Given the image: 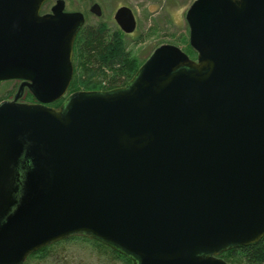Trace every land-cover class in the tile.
<instances>
[{
	"label": "water",
	"instance_id": "1",
	"mask_svg": "<svg viewBox=\"0 0 264 264\" xmlns=\"http://www.w3.org/2000/svg\"><path fill=\"white\" fill-rule=\"evenodd\" d=\"M45 1L0 0V81L21 80L0 102V264L73 235L132 264H234L264 237V0H195L196 59L165 43L125 86L69 95L85 15Z\"/></svg>",
	"mask_w": 264,
	"mask_h": 264
},
{
	"label": "rangeland",
	"instance_id": "2",
	"mask_svg": "<svg viewBox=\"0 0 264 264\" xmlns=\"http://www.w3.org/2000/svg\"><path fill=\"white\" fill-rule=\"evenodd\" d=\"M195 0H66L67 9L83 11L89 16L88 23L96 24L100 18L90 13V7L98 2L103 7L104 18L114 23V14L122 5L132 7L138 21L137 31L126 37L128 49L140 61L164 43L180 46L183 50L190 44V28L186 13ZM114 26V25H113ZM185 51V50H184ZM0 83V102L6 96L12 99L18 89L19 81ZM15 87L14 93L9 91ZM22 101L29 102L27 93ZM36 101V100H35ZM25 264H127L124 259L114 257L108 249L93 240L78 237L61 242L48 251V256H34Z\"/></svg>",
	"mask_w": 264,
	"mask_h": 264
},
{
	"label": "trees",
	"instance_id": "3",
	"mask_svg": "<svg viewBox=\"0 0 264 264\" xmlns=\"http://www.w3.org/2000/svg\"><path fill=\"white\" fill-rule=\"evenodd\" d=\"M185 47V52L191 58L196 59L198 53L190 44H187V41ZM142 63L143 61L133 57L132 52L128 49L126 37L119 29L109 28L102 21L94 25L86 24L75 40L74 76L68 92L73 93L80 90L108 91L125 86ZM10 81H0V83L9 82L10 84ZM14 90L15 87L9 91V94L14 93ZM10 97L6 96L1 101L10 99ZM27 97L30 103L35 101L31 92L27 93ZM61 103L62 100H59L50 105L59 107ZM78 237L89 238L99 246L108 249L114 257L124 259L127 264H132L129 257L87 235H73L48 245L29 255L27 260L34 256L46 258L48 251L57 244ZM219 257L234 264H264V237L257 243L221 252Z\"/></svg>",
	"mask_w": 264,
	"mask_h": 264
},
{
	"label": "flooded vegetation",
	"instance_id": "4",
	"mask_svg": "<svg viewBox=\"0 0 264 264\" xmlns=\"http://www.w3.org/2000/svg\"><path fill=\"white\" fill-rule=\"evenodd\" d=\"M58 2V0H46L44 3H43V5H42V7H41V11H40V13L42 14V15H44V14H49V13H52L53 12V7L56 5V3ZM96 3H98V2H95L94 4H96ZM94 4H92L91 5V7L94 5ZM100 6H101V11H102V15L101 16H97V15H95L94 13H92V11H91V7H90V13L93 15V16H97L98 18H100V22L102 21V22H104V23H106L107 24V26L109 27V28H111V27H113V28H115V29H119L124 35H125V37H128V36H130V35H133L136 31H137V29H138V21H137V17H136V15H135V12H134V10L132 9V7H130V6H128V5H125V4H122V5H120L118 8H117V10H116V12L118 11V9L119 8H121V7H123V6H128V7H130L131 9H132V11H133V13H134V15H135V19H136V28H135V30L133 31V32H131V33H127V32H125L122 28H121V26L119 25V23L116 21V19H115V15H116V12H115V14H114V23H110L107 19H101V18H104V12H103V7H102V5L100 4V3H98ZM65 11L66 12H76V11H73V10H68L67 9V3H66V0H65ZM80 12H83V11H80ZM84 13V15H85V19H86V22H85V25L86 24H89L88 23V20H89V16L87 15V13L86 12H83ZM84 25V26H85ZM92 25V24H91ZM114 25V26H113ZM83 26V27H84ZM81 30H82V28H81ZM80 30V31H81ZM79 31V32H80ZM79 34V33H78ZM77 34V35H78ZM76 38H77V36H76ZM76 40V39H75ZM165 44V43H164ZM74 45H75V42H74ZM160 45H162V44H160ZM159 45V46H160ZM158 47V46H157ZM156 47V48H157ZM155 48V49H156ZM154 49V50H155ZM153 50V51H154ZM153 51H152V53H153ZM151 53V54H152ZM73 54H74V52H73ZM150 54V55H151ZM149 55V56H150ZM148 56V57H149ZM148 57L147 58H145L144 60H143V63L148 59ZM142 63V64H143ZM141 64V65H142ZM140 65V66H141ZM139 69V68H138ZM19 81V85H20V83H21V80H19V79H13V81ZM19 85H18V87H19ZM89 91H93V90H89ZM94 91H98V90H94ZM69 94H71V93H67V95H69ZM65 98H63V99H61L62 100V102H63V100H64ZM35 100L36 101H34V102H32V103H37L38 102V100L35 98Z\"/></svg>",
	"mask_w": 264,
	"mask_h": 264
}]
</instances>
